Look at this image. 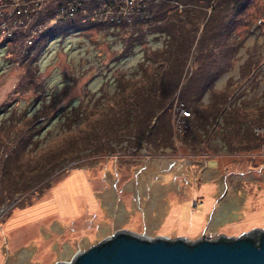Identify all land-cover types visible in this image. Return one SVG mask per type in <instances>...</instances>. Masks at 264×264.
Returning a JSON list of instances; mask_svg holds the SVG:
<instances>
[{
    "label": "rangeland",
    "instance_id": "374dc122",
    "mask_svg": "<svg viewBox=\"0 0 264 264\" xmlns=\"http://www.w3.org/2000/svg\"><path fill=\"white\" fill-rule=\"evenodd\" d=\"M130 6L115 0L100 16L138 13L128 11ZM13 8V0H0V136L5 139L28 126L29 154L77 132L85 140L107 131L105 118L119 119L123 98L138 84L131 79L151 71L142 67L148 63L144 49L158 50L166 43L163 35L150 33L144 47L135 46L121 57L120 36L126 35L115 27L114 36H106L99 25L85 34L73 31L48 39L34 60L4 41L24 25L18 13L11 14ZM243 22L235 33L241 41L237 60L215 79L213 88L228 85L227 92H233L228 104L243 110L238 116L244 120L258 111L254 115L259 119L264 112V0L249 9ZM246 59L256 68L244 78L239 66ZM212 98L206 92L201 99L205 105ZM180 109L187 112L181 103L172 107L168 146L136 145L125 138L103 146L102 138L93 140L97 148L86 144L87 149L72 157V167L31 204L10 209L11 204L0 205V264L69 262L76 251L118 229L194 240L264 228V123L254 129L261 135L242 136L241 146L219 127V117L199 127L194 137L187 124L193 113L186 116ZM114 113L116 118L110 117ZM178 118L184 121L179 129ZM124 119L123 114L121 124ZM9 189L0 193L1 199Z\"/></svg>",
    "mask_w": 264,
    "mask_h": 264
},
{
    "label": "trees",
    "instance_id": "16d2710c",
    "mask_svg": "<svg viewBox=\"0 0 264 264\" xmlns=\"http://www.w3.org/2000/svg\"><path fill=\"white\" fill-rule=\"evenodd\" d=\"M13 1L15 9L11 14L18 13L24 25L4 36V41L14 43L19 53L34 60L48 39L73 31L85 34L88 29H99V25L106 36H114L115 27L126 35L120 36L121 57L131 54L135 46L144 47L145 37L150 33L163 35L166 43L158 50L144 49L148 63L142 67L147 65L151 71L145 77L129 78L138 80V84L123 98L119 119L110 122L111 118H105L107 131L100 135L96 133V137L83 140L81 132H77L63 143L33 154L28 150L31 136L28 126L8 133L5 139L0 136V193L11 188L4 199L0 196L1 206L11 204L10 209L31 204L43 189L72 167L69 166L72 157L87 149L86 144H90L89 149L97 148L98 143H92L93 140L102 138L103 146L115 145L124 138L136 145L168 146L172 143L174 104L181 103L182 109L187 111L186 116L193 113L187 124L194 137L199 127L218 117V126L228 137L236 139L238 145L243 146L238 143L242 136L249 139L251 135H261L255 134L254 129L263 128L264 112L262 118L256 119V111L246 114L243 120L238 116L243 113L240 106L228 104L233 93L227 92L228 85L220 90L213 88L215 79L232 68L237 60L241 41L236 40L235 33L258 0H124L131 5L128 11L138 10L135 15L124 18L115 14L100 16L115 0ZM85 9L92 12L84 14ZM237 37L244 38L239 34ZM254 65L251 60H244L239 73H246L244 78L249 77V71L256 68ZM206 92L213 98L204 105L201 98ZM123 114L125 119L121 124ZM114 115L110 117L116 118ZM243 121L248 123L244 130ZM19 139L28 141L22 143Z\"/></svg>",
    "mask_w": 264,
    "mask_h": 264
},
{
    "label": "water",
    "instance_id": "95a60500",
    "mask_svg": "<svg viewBox=\"0 0 264 264\" xmlns=\"http://www.w3.org/2000/svg\"><path fill=\"white\" fill-rule=\"evenodd\" d=\"M55 264H264V228L194 240L118 229Z\"/></svg>",
    "mask_w": 264,
    "mask_h": 264
},
{
    "label": "built area",
    "instance_id": "2783aa9c",
    "mask_svg": "<svg viewBox=\"0 0 264 264\" xmlns=\"http://www.w3.org/2000/svg\"><path fill=\"white\" fill-rule=\"evenodd\" d=\"M180 111L182 112V114H187V112H185L184 110H181L180 109ZM180 112V113H181ZM181 115V114H180ZM179 115V116H180ZM175 124H176V126H177V128L179 129L181 126H182V124H183V126H184V121L183 120H181L180 118H178L176 121H175Z\"/></svg>",
    "mask_w": 264,
    "mask_h": 264
}]
</instances>
